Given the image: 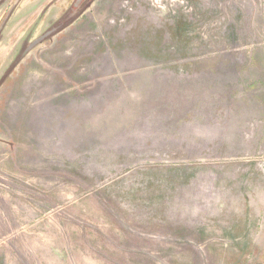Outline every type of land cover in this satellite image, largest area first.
<instances>
[{
    "label": "rangeland",
    "instance_id": "1",
    "mask_svg": "<svg viewBox=\"0 0 264 264\" xmlns=\"http://www.w3.org/2000/svg\"><path fill=\"white\" fill-rule=\"evenodd\" d=\"M261 61L264 0H0V264H264Z\"/></svg>",
    "mask_w": 264,
    "mask_h": 264
},
{
    "label": "crops",
    "instance_id": "2",
    "mask_svg": "<svg viewBox=\"0 0 264 264\" xmlns=\"http://www.w3.org/2000/svg\"><path fill=\"white\" fill-rule=\"evenodd\" d=\"M248 69L249 80L253 79L257 86L262 87V89L259 93L247 96L248 118L258 120L253 126L249 125L247 138L241 136L239 144H241L240 147H247L248 149L264 150V61L250 63Z\"/></svg>",
    "mask_w": 264,
    "mask_h": 264
}]
</instances>
